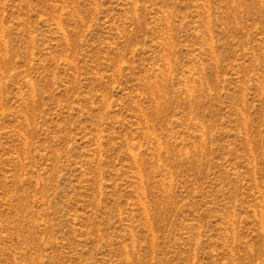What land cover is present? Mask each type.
Returning a JSON list of instances; mask_svg holds the SVG:
<instances>
[{
    "label": "rangeland",
    "instance_id": "rangeland-1",
    "mask_svg": "<svg viewBox=\"0 0 264 264\" xmlns=\"http://www.w3.org/2000/svg\"><path fill=\"white\" fill-rule=\"evenodd\" d=\"M0 264H264V0H0Z\"/></svg>",
    "mask_w": 264,
    "mask_h": 264
},
{
    "label": "bare ground",
    "instance_id": "bare-ground-1",
    "mask_svg": "<svg viewBox=\"0 0 264 264\" xmlns=\"http://www.w3.org/2000/svg\"><path fill=\"white\" fill-rule=\"evenodd\" d=\"M160 77H161V76H160ZM149 83H150V82H149ZM149 83H148V84H149ZM151 84H152V83H151ZM160 84H161V83H159V85H160ZM164 85H165V84H164ZM153 87H154V86H153ZM157 88H158V87H157ZM151 89H152V88H151ZM161 90H162V89H161Z\"/></svg>",
    "mask_w": 264,
    "mask_h": 264
}]
</instances>
